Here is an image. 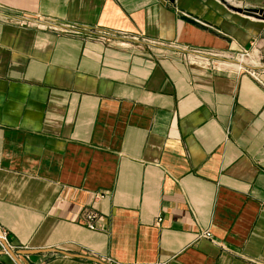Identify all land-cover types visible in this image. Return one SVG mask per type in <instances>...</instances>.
<instances>
[{"label": "crops", "instance_id": "1", "mask_svg": "<svg viewBox=\"0 0 264 264\" xmlns=\"http://www.w3.org/2000/svg\"><path fill=\"white\" fill-rule=\"evenodd\" d=\"M251 45L264 0H0V264H264Z\"/></svg>", "mask_w": 264, "mask_h": 264}, {"label": "built area", "instance_id": "2", "mask_svg": "<svg viewBox=\"0 0 264 264\" xmlns=\"http://www.w3.org/2000/svg\"><path fill=\"white\" fill-rule=\"evenodd\" d=\"M227 3L235 9H243V13L250 10L249 8H243L239 4L233 3L232 1H228ZM208 56L210 57L206 56L205 58L212 59V62H209V64L215 65L214 62H216L215 67L218 66V68L232 66L239 71L248 73L253 77H257V71H264V65L261 62V52L255 45H251L249 48L241 49V51H239L238 53L230 56L220 54H208ZM100 198H103V196ZM158 222H161V220H159ZM89 229L95 230L94 225H90ZM203 237L206 239H212V235L209 232H206ZM5 247H8L11 251H13V247H11V245L9 244L7 234L0 230V248L6 252Z\"/></svg>", "mask_w": 264, "mask_h": 264}, {"label": "water", "instance_id": "3", "mask_svg": "<svg viewBox=\"0 0 264 264\" xmlns=\"http://www.w3.org/2000/svg\"><path fill=\"white\" fill-rule=\"evenodd\" d=\"M226 5L228 7H230L231 9L233 10H236L234 7H232L231 5H229L227 2H226ZM244 14L248 15V16H251V17H254V18H259V16H261L263 14V12L261 11H256V10H248L246 11ZM5 250L6 252L9 254V255H12V256H15L13 251H11L8 247H5Z\"/></svg>", "mask_w": 264, "mask_h": 264}, {"label": "rangeland", "instance_id": "4", "mask_svg": "<svg viewBox=\"0 0 264 264\" xmlns=\"http://www.w3.org/2000/svg\"><path fill=\"white\" fill-rule=\"evenodd\" d=\"M237 11H239L240 13H242V14H243V9H241V8H238V9H237Z\"/></svg>", "mask_w": 264, "mask_h": 264}]
</instances>
